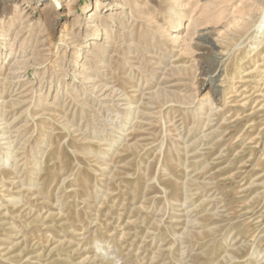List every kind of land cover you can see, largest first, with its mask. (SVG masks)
Listing matches in <instances>:
<instances>
[{
	"label": "rangeland",
	"instance_id": "374dc122",
	"mask_svg": "<svg viewBox=\"0 0 264 264\" xmlns=\"http://www.w3.org/2000/svg\"><path fill=\"white\" fill-rule=\"evenodd\" d=\"M58 1L0 0V264H264V0Z\"/></svg>",
	"mask_w": 264,
	"mask_h": 264
},
{
	"label": "bare ground",
	"instance_id": "6f19581e",
	"mask_svg": "<svg viewBox=\"0 0 264 264\" xmlns=\"http://www.w3.org/2000/svg\"><path fill=\"white\" fill-rule=\"evenodd\" d=\"M71 1V0H70ZM55 2V1H54ZM56 2L59 4V1L58 0H56ZM93 5V8H96V11H94V12H92L90 15H101V14H99V8L100 7H102L103 5H104V0H92V3L89 5V7L90 6H92ZM94 17V16H93ZM96 19H97V16L95 17V18H93V22L94 21H96ZM98 20V19H97ZM95 33V32H94ZM106 89V88H105ZM217 89H218V87H217ZM99 92H100V90H99ZM103 93V92H102ZM106 95V94H105ZM108 106V105H107ZM138 112V111H137ZM128 116V115H127Z\"/></svg>",
	"mask_w": 264,
	"mask_h": 264
}]
</instances>
